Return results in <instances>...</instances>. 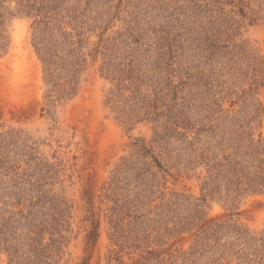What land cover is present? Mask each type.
<instances>
[{
    "label": "rangeland",
    "instance_id": "rangeland-1",
    "mask_svg": "<svg viewBox=\"0 0 264 264\" xmlns=\"http://www.w3.org/2000/svg\"><path fill=\"white\" fill-rule=\"evenodd\" d=\"M0 264H264V0H0Z\"/></svg>",
    "mask_w": 264,
    "mask_h": 264
},
{
    "label": "trees",
    "instance_id": "trees-1",
    "mask_svg": "<svg viewBox=\"0 0 264 264\" xmlns=\"http://www.w3.org/2000/svg\"><path fill=\"white\" fill-rule=\"evenodd\" d=\"M40 51H43V49L42 50H40ZM47 54V52H43V57L45 56ZM47 58H45L44 60H46Z\"/></svg>",
    "mask_w": 264,
    "mask_h": 264
}]
</instances>
